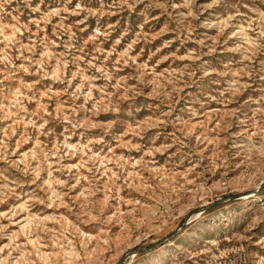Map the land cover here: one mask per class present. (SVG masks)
<instances>
[{
  "label": "rangeland",
  "instance_id": "rangeland-1",
  "mask_svg": "<svg viewBox=\"0 0 264 264\" xmlns=\"http://www.w3.org/2000/svg\"><path fill=\"white\" fill-rule=\"evenodd\" d=\"M0 264H264V0H0Z\"/></svg>",
  "mask_w": 264,
  "mask_h": 264
}]
</instances>
